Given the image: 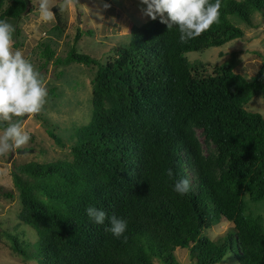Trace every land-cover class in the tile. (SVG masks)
Instances as JSON below:
<instances>
[{"label":"trees","instance_id":"obj_1","mask_svg":"<svg viewBox=\"0 0 264 264\" xmlns=\"http://www.w3.org/2000/svg\"><path fill=\"white\" fill-rule=\"evenodd\" d=\"M27 8L26 0H0V18L16 23L13 40ZM55 9V31L63 32ZM256 12L264 0H222L218 22L186 42L159 18L134 25L105 64L78 52V30L56 63L98 67L92 118L76 131L71 160L13 170L19 219L39 240L9 235L12 251L40 264H180L175 251L183 248L197 264H219L229 252L238 264H264V217L251 207L264 202V116L245 107L264 96V65L250 80L234 73L233 61L207 76L186 56L244 38L231 17L252 26ZM43 46L48 63L55 52ZM179 177L191 182L184 195L172 188ZM89 205L126 219V232L117 238L105 231L108 220L91 221ZM219 219L235 229L221 244L204 234Z\"/></svg>","mask_w":264,"mask_h":264},{"label":"rangeland","instance_id":"obj_2","mask_svg":"<svg viewBox=\"0 0 264 264\" xmlns=\"http://www.w3.org/2000/svg\"><path fill=\"white\" fill-rule=\"evenodd\" d=\"M51 3L60 5L63 0H51ZM145 7L140 0H68L64 10H58L63 32H57L56 14L54 20L43 22L39 19L37 6L31 3L19 22L20 35L13 40V49L22 50L25 57L33 61L45 81L48 95L41 111L25 120L24 128L31 137L29 142L13 155L12 152L0 155V188L14 194L13 199H7L0 192V264H40L39 260H27L11 249L9 235H18L31 244L39 240L37 232L19 219L22 207L19 192L13 183V170L30 162L71 160L74 135L92 118V81L98 67L78 63L61 66L56 61L67 56L78 30L84 32L77 44L79 53L96 58L102 64L114 59L115 49L129 43L132 26L152 20L142 11ZM53 11L57 12L55 7ZM7 21L16 27L13 20ZM231 22L245 32L244 38L186 56L207 76L224 63L233 61L234 73L250 80L264 65V12L253 15L252 26L232 17ZM88 30L92 31L91 36L86 34ZM45 43H49L55 52L48 63L43 56ZM245 107L264 116V96L258 94ZM48 130H53L62 139L63 147L50 137ZM251 207L254 213L264 217V202ZM234 231V224L219 219L204 234L221 244ZM175 255L180 264H197L195 253L189 249L178 248ZM156 263L163 264L160 261ZM219 264L238 262L229 252Z\"/></svg>","mask_w":264,"mask_h":264},{"label":"clouds","instance_id":"obj_3","mask_svg":"<svg viewBox=\"0 0 264 264\" xmlns=\"http://www.w3.org/2000/svg\"><path fill=\"white\" fill-rule=\"evenodd\" d=\"M146 5L142 11L151 19L159 18L168 30L174 26L179 30V40L186 42L200 36L218 22L222 0H140ZM37 6L39 19L49 22L55 19L53 8L63 11L68 0L53 5L51 0H31ZM15 26L0 18V155L23 148L30 133L25 130V120L41 111L46 102L48 90L45 81L30 58L20 49H13ZM169 175L172 171L169 170ZM191 182L179 177L172 188L177 194L190 191ZM86 213L91 221L104 225L105 231L120 238L127 230L128 223L123 217L109 213L102 207L89 205Z\"/></svg>","mask_w":264,"mask_h":264},{"label":"water","instance_id":"obj_4","mask_svg":"<svg viewBox=\"0 0 264 264\" xmlns=\"http://www.w3.org/2000/svg\"><path fill=\"white\" fill-rule=\"evenodd\" d=\"M26 2H27V4H28V10L30 9V4H31V2H30V0H26ZM14 153L12 152V155H13Z\"/></svg>","mask_w":264,"mask_h":264}]
</instances>
